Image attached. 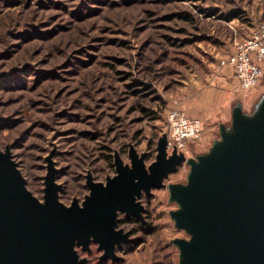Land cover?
I'll use <instances>...</instances> for the list:
<instances>
[{"label":"rangeland","instance_id":"obj_1","mask_svg":"<svg viewBox=\"0 0 264 264\" xmlns=\"http://www.w3.org/2000/svg\"><path fill=\"white\" fill-rule=\"evenodd\" d=\"M259 24L264 0H0V150L9 148L41 201L51 159L60 201L82 204L89 175L104 184L116 175L117 154L128 167L132 147L147 167L156 160L178 102L204 133L142 203L156 239L148 248L191 240L172 216L181 209L176 190L196 173L189 160L202 166L220 148L230 110L239 104L252 115L262 100L264 76L250 91L226 87L232 71L222 65ZM177 250L171 245V264ZM125 259L150 264L141 253Z\"/></svg>","mask_w":264,"mask_h":264},{"label":"water","instance_id":"obj_2","mask_svg":"<svg viewBox=\"0 0 264 264\" xmlns=\"http://www.w3.org/2000/svg\"><path fill=\"white\" fill-rule=\"evenodd\" d=\"M233 123L222 128L220 148L203 159L191 184L176 190L181 209L172 213L176 226L193 235L177 239L181 264H264V97L252 115L241 105ZM131 167L116 155V175L106 184L88 176L90 195L80 204L60 201L56 169L49 159L44 201L27 187L9 148L0 150V264H87L76 246L92 240L109 252L126 239L116 231L119 211L141 217L138 198L186 161L183 152L168 151V136L147 167L146 154L131 148ZM120 238V239H119Z\"/></svg>","mask_w":264,"mask_h":264},{"label":"built area","instance_id":"obj_3","mask_svg":"<svg viewBox=\"0 0 264 264\" xmlns=\"http://www.w3.org/2000/svg\"><path fill=\"white\" fill-rule=\"evenodd\" d=\"M222 65L233 71L243 91L255 88L264 76V24H259L248 38L236 41ZM167 122L170 151L185 150L187 143L199 140L205 130L204 122L188 116L178 102L168 112Z\"/></svg>","mask_w":264,"mask_h":264},{"label":"flooded vegetation","instance_id":"obj_4","mask_svg":"<svg viewBox=\"0 0 264 264\" xmlns=\"http://www.w3.org/2000/svg\"><path fill=\"white\" fill-rule=\"evenodd\" d=\"M162 188H153L149 196L143 192L142 196L138 198V201H140L144 207V212H142L141 217H136L134 215L129 216L125 212L119 211L116 231H122V237L125 234H128L126 239H121V242L115 243L113 250L109 252L106 248H101V244L94 240L91 241L87 250H84L83 246H76L80 258L87 259V264H126L127 260L125 258L127 256L141 253L143 260H141L140 263L171 264L173 258H171L172 253L170 252V247L171 245L177 246L175 243L177 239H173L171 242L165 243L163 246L161 240L160 242H157L158 244L153 243V246H159V248H148L149 238H152V241H156V239L153 240L155 232H153V229L148 226L149 223L148 217L146 216V208L142 203L143 197L150 198L153 195V191ZM129 224L134 225L135 227L133 229L124 228L125 225ZM177 249L179 264H181V249L178 246Z\"/></svg>","mask_w":264,"mask_h":264},{"label":"crops","instance_id":"obj_5","mask_svg":"<svg viewBox=\"0 0 264 264\" xmlns=\"http://www.w3.org/2000/svg\"><path fill=\"white\" fill-rule=\"evenodd\" d=\"M231 70V69H230ZM232 71V70H231ZM225 76H224V84L226 87H228V85H230V88H232V86L237 82V78L236 76L234 75L233 71L232 73H229V72H225ZM264 97V96H263ZM236 107V106H235ZM234 107V108H235ZM233 108V109H234ZM233 109L230 110L229 114H228V119H232L233 118L231 117L232 113H233ZM190 116V115H189ZM193 118V117H192ZM196 118V117H194ZM232 126V125H231ZM230 128V126L228 127V129Z\"/></svg>","mask_w":264,"mask_h":264},{"label":"trees","instance_id":"obj_6","mask_svg":"<svg viewBox=\"0 0 264 264\" xmlns=\"http://www.w3.org/2000/svg\"><path fill=\"white\" fill-rule=\"evenodd\" d=\"M171 109V108H170ZM143 111L147 114V115H151L152 114V112L150 111V110H147V109H145V108H143ZM170 111V110H169ZM168 111V112H169Z\"/></svg>","mask_w":264,"mask_h":264}]
</instances>
